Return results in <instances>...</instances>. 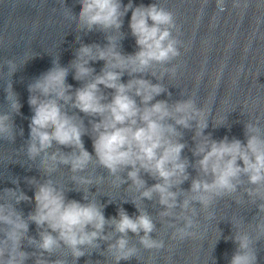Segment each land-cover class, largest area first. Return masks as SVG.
<instances>
[{"label":"clouds","instance_id":"1","mask_svg":"<svg viewBox=\"0 0 264 264\" xmlns=\"http://www.w3.org/2000/svg\"><path fill=\"white\" fill-rule=\"evenodd\" d=\"M79 3L81 10L74 18L78 20V28L88 32H119L123 17L131 11L129 28L139 50L124 55L118 51L117 38L109 35H106L107 44L104 47L81 45L70 65L75 70L74 78L84 82L83 87L76 89L74 97L72 86L66 84L69 68L61 67L54 61L49 71L28 86L30 93L38 92L40 95H30L28 100L33 115L29 124L27 155L33 160L41 157L40 166L48 174L56 171L60 164L68 165L76 173L84 171L93 162L92 154L84 148L81 139L84 134L82 121L62 110L60 101H71L72 107L80 112L99 117L98 121H92L96 161L115 178L112 181L115 187L126 182L119 173L130 169L127 179L132 182L131 187L140 192V198L133 200L139 215L132 217L120 208L118 219L106 218L104 205L94 197L89 199L87 186L93 183L91 179L73 177L77 190L84 192L83 199L87 202L82 203L67 199L65 189L53 181L38 183L33 178L28 182L35 185V208L27 218L16 209L15 204L30 202L32 198L19 188L2 190L0 264H25L30 255H35L22 250L25 238L40 250L41 255L35 264H49L41 258L42 254L55 253L62 246L70 250L74 260H79L86 255V250L99 248L97 241H109L117 233L119 237L115 243H109L107 249L116 264L138 257V249L129 246V232L139 237V243L145 250H162L164 241L151 235L156 231L152 217L138 203L141 198L151 200L154 194L158 195L159 204L165 209L159 213L162 218L174 216L184 221L183 227L169 224L174 228L172 239L177 241L194 234L191 231L195 225L192 217L197 214L192 206L194 203L207 210L216 198L235 193L243 176L248 178V184L255 186L246 190L248 195L264 201V128L259 121L245 124L246 142L236 138L229 140L227 136L217 141L210 135H204L208 127L206 111L198 108L192 99L171 105L164 100L152 103L166 89L159 83L153 84L142 78L143 74L155 65L167 64L180 55L177 40L171 31L175 26L173 13L156 3L134 6L132 0L127 4H123L122 0H79ZM216 7L220 12L225 11V0H216ZM98 60L104 61V67L99 74L93 75L94 69L89 62ZM7 63L10 72L14 71L15 63ZM125 73L133 78L122 83L121 77ZM152 74L155 75V72ZM101 85L113 90L107 103L103 102L105 97ZM5 91L11 111L19 114L21 105L11 90V84ZM136 97L140 98L139 104ZM193 123L196 129L194 139L199 138L193 150V155L199 157L195 167L205 178L193 179L187 192L173 191L174 187L189 178V162L181 156L186 145L178 139L182 138V133L177 126L191 129ZM0 139H15L14 122L9 113L0 115ZM53 142L74 151L66 154L57 150L49 154L47 150ZM141 170L159 182L146 187L145 180L140 176ZM12 183L18 184V181L13 180ZM178 195L184 196L180 204L177 202ZM177 207L181 209L179 214L173 212ZM258 211L264 212V203L258 205ZM188 212L192 215H187ZM29 222L39 230V241L27 236ZM106 226L114 231L105 235ZM256 228L258 235L255 240L242 231L232 237L237 248L230 264H258L254 244L259 236L264 235V222L258 223ZM52 264H65V261L58 259Z\"/></svg>","mask_w":264,"mask_h":264}]
</instances>
